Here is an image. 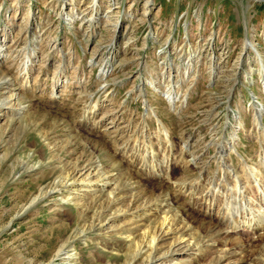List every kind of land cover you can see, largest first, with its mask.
I'll list each match as a JSON object with an SVG mask.
<instances>
[{
    "label": "rangeland",
    "instance_id": "rangeland-1",
    "mask_svg": "<svg viewBox=\"0 0 264 264\" xmlns=\"http://www.w3.org/2000/svg\"><path fill=\"white\" fill-rule=\"evenodd\" d=\"M146 2L0 0V264H128L140 252L135 242L145 239L143 231L161 222L149 211L132 216L148 202L162 206L160 217L170 210L178 220L174 233L161 240L160 253L181 237L191 248L153 264H210L232 248L238 254L225 264L256 262L264 238L244 225L238 235L218 231L219 206L206 214L192 198L253 167L264 153V117L259 132V107H252V101L264 103V70L257 59L264 61V3ZM75 4L85 17L97 9L99 18L84 27L79 19L69 23L66 11L76 10ZM246 31L253 45L248 49ZM194 53L199 62L186 64ZM28 56L32 70L25 79ZM215 68L220 74L213 78ZM99 69L101 76L103 69L109 72L100 79ZM161 72L171 90L180 83L181 109L170 110L176 101L169 104L160 95L162 83L159 92L149 85ZM237 77L242 81L229 101ZM169 156L167 169L162 162ZM154 165L157 173L148 171ZM103 175L110 176L106 187L99 183ZM73 176L99 185L77 186L68 202L61 182ZM129 235L131 242H125ZM67 254L72 258H62ZM141 261L135 263L148 264Z\"/></svg>",
    "mask_w": 264,
    "mask_h": 264
},
{
    "label": "bare ground",
    "instance_id": "bare-ground-1",
    "mask_svg": "<svg viewBox=\"0 0 264 264\" xmlns=\"http://www.w3.org/2000/svg\"><path fill=\"white\" fill-rule=\"evenodd\" d=\"M148 2H149V0H147L146 4H148ZM263 3H264V1H263ZM95 5L100 7L98 1H96ZM65 6L67 7V3H66ZM74 6H76V10L70 9V10H72V13H69L68 10L66 11V21H68L69 23H73L74 20L79 19V21L81 22V27H84L85 24L96 21L98 15H100V11H97V9H95L96 11H94L92 13V16H89V17L86 16L85 17V15L83 13L82 14L78 13V10H77L78 6L76 4ZM112 7L113 6H111V5H110V7H108L110 9H107L106 14L104 15L105 17L108 16L107 14L112 10ZM73 9H75V7H73ZM245 43H246L245 47L247 49L250 48V47H248V45L251 44V42H249V43L245 42ZM251 46L253 47L252 44H251ZM3 50H4L3 48H0V51H3ZM191 50L193 51L194 49H192V47H191ZM199 50L200 49L196 50V52H198L200 54L202 52V50L201 51H199ZM198 53H194L196 55H190V57H188V59L186 60L185 63L190 65V64H192V62H193V60L195 58L198 60V61L195 60V62H199L201 57L198 56ZM256 54H257V52H256ZM258 54H259V52H258ZM256 57L253 60V62H255V61L257 62ZM26 58L27 59L25 60L24 67H23L24 68L23 73L25 74V77H24L25 79L30 76V73H31V70H32L31 68H28V66L32 65V61H30L31 57L28 56ZM257 59L260 60V62H261V69H259V71L260 70L263 71L264 70V61H262L263 59L260 56H258ZM190 60H191V62H190ZM106 65H107V63H106ZM216 69L217 68H215V70H213V71L216 72ZM107 72H109L107 69H103L101 77H104V75H106ZM163 73L161 72L160 75L162 76ZM165 73L167 74V72H165ZM248 74H249V72H248ZM248 74L247 73L244 74V77L246 75L248 76ZM161 76L157 77V79L159 81H157L155 79V81H157V82L151 81V83H149V85H151V87L154 86L155 87L154 90L156 92H159L161 88H159L158 85H159V82L162 83L161 85H164V87L162 88L161 95H164L168 99L169 104L172 103V102H175L176 99H177V96L179 98L181 96V95H179V91L177 89L178 85L180 83L179 82L172 83L173 84V90H171L170 83L165 82V80H163L161 78ZM247 78L248 79H246V80H249V77H247ZM141 80L144 82V81H146V78L145 79L143 78ZM263 82H264V77H263ZM23 84L24 85H28V83H24V82H23ZM158 94H160V93H158ZM13 95H12V97H14ZM145 97H146V99H148V103L150 104V101H149V98L147 96V93L145 94ZM6 101H8V100H6ZM8 102H10V101H8ZM8 102L4 101L3 103L7 105ZM13 105L14 104L12 103V105H9V107L11 108V107H13ZM180 105H182V104H180L178 102V100H177L176 101V105H174L173 107H171V105H170V109H172V110L181 109L183 105L182 106H180ZM184 105H186V104H184ZM256 106L259 107V109L262 108V111H263V109H264L263 107L264 106L261 107L259 103H256L255 101H252V107H254L257 110ZM95 109H96V106L94 104L93 106H91L88 109V111H87L88 114L89 113H93V111ZM259 109L256 112V116L258 115L257 116L258 120L256 122L257 123L256 126L260 129L259 132H262V130H263L262 129V124L260 123L261 122L260 121V117L262 116V113L258 112ZM91 117H92V115L89 114V116L86 117V119L91 118ZM227 127H229L228 124H227ZM239 127L240 126H237L236 129L239 128ZM161 132L164 133L166 140L170 142L169 132L166 131L165 129H161ZM171 143H172V141H171ZM232 143L233 142L231 141V144ZM226 144H222V146H221L222 147V151L226 147ZM149 148L150 149L147 151V153L150 154V155H153L154 151L152 150V147H149ZM166 159H168V160L167 161L163 160L162 163L169 162V160L171 161L170 156L167 157ZM166 167L168 169L169 163H166ZM157 168H158V165L157 166L156 165L148 166V171H154V172L157 173L158 172ZM230 169H232V168H230ZM84 170L85 169L82 168L81 171H84ZM78 171H80V169ZM239 172H241V175L239 174ZM237 173L238 174L235 175L234 177L226 175L225 176L226 179H223V182H221L223 186L221 184H219V183L217 184V183L213 182V184H212L213 186L208 191V193H206L204 195L200 194L201 196L198 195L197 197L193 196L192 201H195L196 204H199V206H202L205 209V213L206 214L209 211H211V209L215 205L219 206V208H220V212H219L220 215L219 216L220 217H219L218 224L220 226H222V228L220 227V230H218V231L222 230V231H224V233L226 232L227 234L231 233V234H234V235H238L242 231V230H238L239 229L238 226L244 225L245 227L249 228L253 232L254 235L256 234V236H258L259 238H262V237L264 238V153L261 155L259 163H257L253 167H251V166H248L247 168L243 167L240 170H238ZM89 174L90 173L88 172V175ZM109 178H110V176H106V177L104 175L102 176V180H105V181L99 180V183L102 184L101 185L102 187H106L108 184L111 183ZM66 180H68V181H66ZM66 180L65 179L62 180L61 183L63 184V188L61 187V189H68V191H69L68 193L70 194V197L66 198V200L68 202L72 199L71 194L74 193L75 191L79 190L77 188V186H93V184H95V183H93L91 181L90 178L86 179V180H83V182L82 181L80 182V177H74V176L72 178L71 177H67ZM95 185L96 186L99 185L98 181H97V184H95ZM231 185H234V186L230 187ZM222 188L225 189V190L220 192ZM61 189H59V190H61ZM51 191L54 192L55 190H51ZM115 192L116 191L113 190L111 192V195L114 194ZM47 193H49V192H47ZM47 193L44 194V195H48ZM41 195H42V193H41ZM41 195H39V196H37V197L32 199V201L24 209L25 212H26V209H29V208L33 207L34 204H36L37 202H39L43 198ZM62 199H63V197H62ZM158 204L156 202L155 203L148 202L147 204L142 205L141 210H139L140 212L137 211V212L133 213L132 216L139 217L141 213L145 214L146 212L148 213V211H149V215H151V217H153V215H154V217H155L154 220L155 221H157L159 218H161V222L158 225H154L152 228H149V230L146 229L145 231H143L145 233L144 234L145 239L143 241H141V243H139V240H137L135 242V245L138 246V248L140 249L141 253L139 252L138 254H135V255L133 253L134 257L133 258L131 257L132 258L131 262L128 263V264H140V263H135L139 259H142V261H141L142 263L144 261H146L148 264H153V262L154 261H158L161 258L162 255H165L166 257H169V256H172L173 254H176V253L180 252V251H186V248L187 249H191V248H188V247H190L189 246L190 243L187 242V239H185L184 237H181V238L179 237L180 239H178V238L175 239L174 242L171 243L168 246L169 248L164 251V253H160L161 240L164 239V235L170 234V233H174L173 232L174 226L176 224H178L177 223L178 220L175 217L176 215H172L171 216V215L167 214V212H169L170 210H165L163 217H160L161 215H159L158 212H159V210H161L160 208L162 206H159ZM223 226H225V227L223 228ZM100 230H101V228H100ZM130 237L131 236L129 235L125 239V242H128V241L131 242ZM132 242H134V241H132ZM183 243L184 244L188 243L187 244L188 247L184 246ZM196 246H197V244H196ZM193 247H195V246H193ZM244 247H245V245H242L243 249H242V251H239V252H244ZM232 249L222 251L220 254L217 253L218 255L216 254L217 255V258L215 259L216 261H214V259H213V262H211L210 264H225L224 263L225 259L229 258L230 257L229 255L238 254L237 253L238 252L237 249L236 250H232ZM219 250H218V252H219ZM63 252H65V250ZM134 252H137V249ZM159 253H160V255H159ZM58 254H60V253H58ZM256 254H257V252H256ZM144 257H146V258H144ZM255 257H256V262L252 263V264H262V263H264V247L262 248V251L259 252L257 254V256H255ZM62 258L69 259V258H72V255H68L67 254V255H65Z\"/></svg>",
    "mask_w": 264,
    "mask_h": 264
},
{
    "label": "water",
    "instance_id": "water-1",
    "mask_svg": "<svg viewBox=\"0 0 264 264\" xmlns=\"http://www.w3.org/2000/svg\"><path fill=\"white\" fill-rule=\"evenodd\" d=\"M256 1L263 2L264 0H256ZM151 30H152V28H151ZM246 32H247V31H246ZM249 39H250V37H249V33L247 32L246 35H245V42H248V43H249V42H250ZM114 41H118V40H117V37L114 38ZM97 77H98V78L101 77V70H99V72H98V74H97ZM142 85L144 86L145 84L142 83ZM12 227H13V222H11V224L9 225V227L5 228V229L2 231V233L5 232V231H7V230H10Z\"/></svg>",
    "mask_w": 264,
    "mask_h": 264
}]
</instances>
